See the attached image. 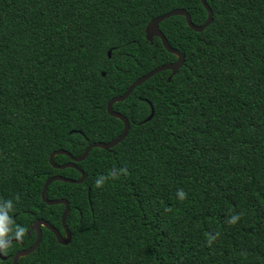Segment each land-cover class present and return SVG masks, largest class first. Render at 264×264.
Instances as JSON below:
<instances>
[{
	"label": "trees",
	"instance_id": "obj_1",
	"mask_svg": "<svg viewBox=\"0 0 264 264\" xmlns=\"http://www.w3.org/2000/svg\"><path fill=\"white\" fill-rule=\"evenodd\" d=\"M206 1L202 30L180 14L160 22L184 62L114 102L125 137L76 162L83 181L49 184L70 203V242L42 226L19 264H264V0ZM175 7L208 16L201 0H0V227L16 238L0 264L33 244L36 218L64 231L65 204L42 188L81 173L50 153L122 132L107 102L177 59L145 33Z\"/></svg>",
	"mask_w": 264,
	"mask_h": 264
},
{
	"label": "water",
	"instance_id": "obj_2",
	"mask_svg": "<svg viewBox=\"0 0 264 264\" xmlns=\"http://www.w3.org/2000/svg\"><path fill=\"white\" fill-rule=\"evenodd\" d=\"M201 1L208 11L207 19L202 24L194 23L192 21V18H191L189 11L186 8L175 7V8H173V9H171V10H169L163 14H160V15L153 17L148 22V24L146 25L145 33H146L147 39L152 41L154 36L160 37L161 41H162L163 45L166 47V49L169 52L176 54L177 59L174 61H171V62L159 64L158 66L154 67L149 72H147V73L139 76L138 78H136L123 93L114 95L108 100V102H107L108 112L111 115L120 118L124 122V127H123L122 132L118 136H116L115 138H113L109 141L95 140V141L89 143L86 146L83 153L80 155H77V156L73 155L70 151H68L67 149H64V148L55 149L50 153L49 161L54 167L64 168V167L71 166V167L77 168L81 173V175L78 178H71V177L64 176L62 174H54V175H52L46 179V181L44 182L43 188H42L41 195H42L43 200L46 203H48V204H58V203L65 204V207H64V210H63L62 216H61L62 226H63L64 231L62 232L59 228H57L50 221H48L47 219H45L43 217L36 218L33 221L31 228L29 230V233L31 230L36 231L35 241L29 247L21 248L15 252V254L13 255V258H12L13 264H19V258L21 256H25V255L29 254L33 249H35L39 245V243L41 242V239H42V226H45L48 229L52 230L54 232V234L56 235L58 242H60L62 244H67L70 242L71 231H70V229L66 223V217H67L69 209H70V203L66 198H63V197L48 198L47 189H48L49 184L53 180H63V181H69V182H81V181H83L85 179L86 173L76 162L83 160L88 155V152L92 147L98 146V147L108 149V148L114 146L115 144H117L118 142H120L125 137V135L128 132L130 122H129V119L126 115H124L122 112L113 108L114 102L125 99L133 91V89L137 85L141 84L143 81L150 78L151 76H153L158 71L170 69L171 73L168 76V80L171 79L173 74L177 73V71L179 70V68L182 66V64L184 62V54L178 48H175L169 44L166 36L164 35L162 30L160 29L159 24L161 21H163L165 18H167L169 16L180 14V15H183L186 17L187 24L189 26H191L194 30H197V31L202 30L213 20V11H212V8L210 7V5L208 4V2L206 0H201ZM110 54H111V50L108 51L109 56H110ZM103 74H104V72H103ZM152 115H153V107H152V112L146 118V120L150 119L152 117ZM59 153L66 154L67 156H69L70 160L67 162L61 163V164L56 163L54 160V157L56 154H59ZM14 239H16V238H8L5 240V243L8 244L10 241H12ZM0 255L2 258H6L4 255L1 254V250H0Z\"/></svg>",
	"mask_w": 264,
	"mask_h": 264
},
{
	"label": "clouds",
	"instance_id": "obj_3",
	"mask_svg": "<svg viewBox=\"0 0 264 264\" xmlns=\"http://www.w3.org/2000/svg\"><path fill=\"white\" fill-rule=\"evenodd\" d=\"M181 195H182V194H181ZM0 219H2V217H0ZM235 219H236V217L233 216V217L231 218V221H230V222H234ZM23 231H24L23 228L18 229V230L16 231V233H15L16 236H17L18 238H19L20 236H22ZM4 232H5V229L2 228V227H0V250H3V249H5V248L7 247V244L5 243V240H4Z\"/></svg>",
	"mask_w": 264,
	"mask_h": 264
}]
</instances>
